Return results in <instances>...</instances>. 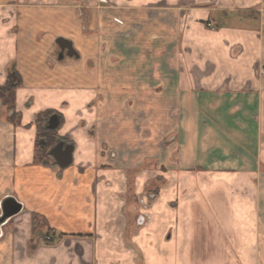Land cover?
Listing matches in <instances>:
<instances>
[{"label": "crops", "instance_id": "obj_1", "mask_svg": "<svg viewBox=\"0 0 264 264\" xmlns=\"http://www.w3.org/2000/svg\"><path fill=\"white\" fill-rule=\"evenodd\" d=\"M11 68L0 204L23 210L1 226L0 264H264V0H0V86ZM198 104L227 127L201 128ZM46 110L74 146L67 168L36 161ZM166 140L237 173L148 170Z\"/></svg>", "mask_w": 264, "mask_h": 264}, {"label": "rangeland", "instance_id": "obj_2", "mask_svg": "<svg viewBox=\"0 0 264 264\" xmlns=\"http://www.w3.org/2000/svg\"><path fill=\"white\" fill-rule=\"evenodd\" d=\"M198 111L200 112V117H201V123H200V127L204 129V127L206 126V124H212L213 122L216 123L218 128H226L227 127V121H224L223 119H226L224 116L221 117L220 115H223L224 112L226 111H222V109L220 110L219 108L215 109L213 111V109H208V107L206 105L203 104H198ZM210 107V106H209ZM180 109V108H179ZM177 109L175 108L174 112H178L182 109ZM207 113V115L209 114V117L212 119H214V121L211 120H206V117L203 118L205 116V114ZM211 113L219 115V117H213V115H210ZM181 117L183 116V114L180 115ZM215 119H217L218 121H215ZM237 121V120H236ZM182 122V121H181ZM181 128L183 129V123L181 124ZM183 139V137H182ZM167 141H164L165 143L162 144V146H165V148L167 149ZM211 152V151H210ZM209 151H206L205 148L201 149L200 151L197 152H190L189 150L187 151H183V147L181 148V150L178 147H175L172 151L168 152V149L161 154V156L159 155V157H153L151 156L149 159H146V161L143 163V166L147 167L148 170H155V171H168L167 170V166L166 165H161V162L164 161H172L175 164L180 162V166H181V172L184 173L183 175H189V173H193L195 176L200 177L201 179L204 178L203 176H206V178H208V176H210L211 174H213L214 176H225V175H231L233 174L234 176L237 173V170L235 169H227V168H220L217 167V169L215 167L209 166V160L210 158H212L213 154H211ZM163 155V156H162ZM219 156V154H218ZM214 157H217V155H214ZM51 158H53L51 156ZM50 158V160H51ZM190 162H194L193 165H189ZM264 171V170H262ZM153 180V179H152ZM156 179L153 180V184L150 185L149 187V191L153 192L161 183L162 181L158 180L155 181ZM133 182V181H132ZM262 187L261 189V193H260V205L262 208V214H261V219H260V223L261 225H264V185H260ZM250 190L247 189V186H243L242 190L245 191L247 194L251 195H256L254 188L252 186H249ZM132 189V188H131ZM187 191H188V187H186ZM219 186H216L213 192V197L214 199H217L219 201ZM236 190V189H235ZM241 190V191H242ZM186 191V192H187ZM250 191V193H249ZM216 200V201H217Z\"/></svg>", "mask_w": 264, "mask_h": 264}, {"label": "trees", "instance_id": "obj_3", "mask_svg": "<svg viewBox=\"0 0 264 264\" xmlns=\"http://www.w3.org/2000/svg\"><path fill=\"white\" fill-rule=\"evenodd\" d=\"M9 81L0 86V99L3 104L11 111L13 114L10 118L11 122L16 123L18 115L15 113V91L16 86L20 82L18 74L13 68L9 70ZM57 114L54 110H46L38 114L35 124L38 127L37 141H36V161L38 163H48L51 158L49 153L50 149L60 140L57 133V129L48 128V122L51 116ZM61 122V121H60ZM46 220L40 215H35L33 217L34 230L44 227ZM51 240V236L49 237Z\"/></svg>", "mask_w": 264, "mask_h": 264}, {"label": "water", "instance_id": "obj_4", "mask_svg": "<svg viewBox=\"0 0 264 264\" xmlns=\"http://www.w3.org/2000/svg\"><path fill=\"white\" fill-rule=\"evenodd\" d=\"M57 44L62 51L67 49V54L72 57L75 53L72 42L64 37L57 39ZM60 125V119L57 114L50 117L48 122V128L57 129ZM73 151L74 146L71 143L64 144V142H58L53 146L49 153L54 158L55 163L62 169L67 168L73 163ZM0 229L13 216L19 214L23 210V204L16 200L14 197L5 198L0 204Z\"/></svg>", "mask_w": 264, "mask_h": 264}, {"label": "flooded vegetation", "instance_id": "obj_5", "mask_svg": "<svg viewBox=\"0 0 264 264\" xmlns=\"http://www.w3.org/2000/svg\"><path fill=\"white\" fill-rule=\"evenodd\" d=\"M58 142H64V141H62V140H59ZM58 142H57V143H58ZM57 143H56V144H57ZM56 144H55V145H56ZM64 144H67V143H65V142H64ZM55 145H54V146H55Z\"/></svg>", "mask_w": 264, "mask_h": 264}]
</instances>
